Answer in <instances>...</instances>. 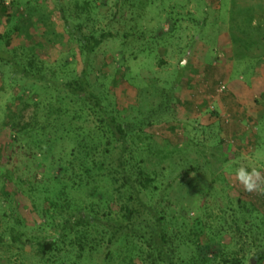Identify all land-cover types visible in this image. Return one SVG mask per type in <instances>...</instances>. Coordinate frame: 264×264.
Segmentation results:
<instances>
[{
    "label": "rangeland",
    "instance_id": "374dc122",
    "mask_svg": "<svg viewBox=\"0 0 264 264\" xmlns=\"http://www.w3.org/2000/svg\"><path fill=\"white\" fill-rule=\"evenodd\" d=\"M0 1L5 8L0 7V33L13 37L8 47L18 56L34 52L47 73L62 58L71 62L66 38H61L64 18L68 23L86 18L89 2L90 25L116 34L94 54L90 78L119 108L133 104L148 113L164 89L179 83L165 124L146 130L155 144L174 153L161 166L156 158L149 165L172 184L174 217L180 206L185 216L196 217L207 187L212 198L243 194L264 211V192L245 191L235 176L238 167L256 168L264 186V0ZM74 60L71 66L79 73L82 60L79 55ZM120 63H127L128 70ZM55 72V78L61 75L59 64ZM30 99L0 74V264H46L30 243L58 231L57 220L47 224L38 215L41 200L32 196L33 208L25 184L15 188L4 175L9 156L5 124L16 115L26 120L33 110ZM186 167L191 169L184 172ZM69 246H63L60 258ZM52 261L59 262L55 258L48 264Z\"/></svg>",
    "mask_w": 264,
    "mask_h": 264
},
{
    "label": "trees",
    "instance_id": "16d2710c",
    "mask_svg": "<svg viewBox=\"0 0 264 264\" xmlns=\"http://www.w3.org/2000/svg\"><path fill=\"white\" fill-rule=\"evenodd\" d=\"M85 5L86 18L71 24L64 18L60 37L66 38L72 60H59L57 78L56 62L48 78L34 52L13 54L8 47L13 37L0 33V74L33 103L26 120L16 115L5 124L4 175L15 188L25 184L33 208V197L41 200L43 221L57 220L56 236L30 245L46 264L55 258L59 262L53 264H264V211L247 196L212 198L207 187L196 217L185 216L181 206L173 216L172 184L149 165L156 158L161 166L174 153L155 144L146 130L165 124L179 83L164 89L148 113L133 104L119 108L107 92L98 91L90 78L92 58L116 34L90 25L91 4ZM173 29L168 26L166 33L172 35ZM75 55L82 60L79 73L71 66ZM68 244L70 250L60 258Z\"/></svg>",
    "mask_w": 264,
    "mask_h": 264
},
{
    "label": "clouds",
    "instance_id": "9594fccd",
    "mask_svg": "<svg viewBox=\"0 0 264 264\" xmlns=\"http://www.w3.org/2000/svg\"><path fill=\"white\" fill-rule=\"evenodd\" d=\"M237 181L247 192H264V186L261 184V173L256 168L238 167L235 169Z\"/></svg>",
    "mask_w": 264,
    "mask_h": 264
},
{
    "label": "built area",
    "instance_id": "2783aa9c",
    "mask_svg": "<svg viewBox=\"0 0 264 264\" xmlns=\"http://www.w3.org/2000/svg\"><path fill=\"white\" fill-rule=\"evenodd\" d=\"M224 89V87L222 86L221 88H220V91H222Z\"/></svg>",
    "mask_w": 264,
    "mask_h": 264
},
{
    "label": "crops",
    "instance_id": "0c3cea01",
    "mask_svg": "<svg viewBox=\"0 0 264 264\" xmlns=\"http://www.w3.org/2000/svg\"><path fill=\"white\" fill-rule=\"evenodd\" d=\"M198 6H196V8H197Z\"/></svg>",
    "mask_w": 264,
    "mask_h": 264
}]
</instances>
